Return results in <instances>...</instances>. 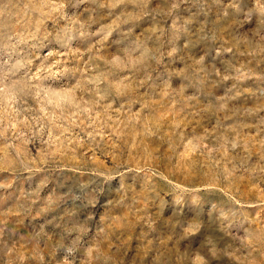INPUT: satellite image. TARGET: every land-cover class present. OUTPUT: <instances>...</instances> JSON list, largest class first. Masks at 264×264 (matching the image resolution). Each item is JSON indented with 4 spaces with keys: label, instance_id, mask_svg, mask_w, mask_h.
<instances>
[{
    "label": "clouds",
    "instance_id": "clouds-1",
    "mask_svg": "<svg viewBox=\"0 0 264 264\" xmlns=\"http://www.w3.org/2000/svg\"><path fill=\"white\" fill-rule=\"evenodd\" d=\"M0 264H264V0H0Z\"/></svg>",
    "mask_w": 264,
    "mask_h": 264
},
{
    "label": "rangeland",
    "instance_id": "rangeland-1",
    "mask_svg": "<svg viewBox=\"0 0 264 264\" xmlns=\"http://www.w3.org/2000/svg\"><path fill=\"white\" fill-rule=\"evenodd\" d=\"M191 128H192V125L189 126V131H191ZM97 156H98V158L103 159V157L102 156H99V154H97ZM248 187L249 186L247 184H244L243 185V189L244 190H248Z\"/></svg>",
    "mask_w": 264,
    "mask_h": 264
}]
</instances>
